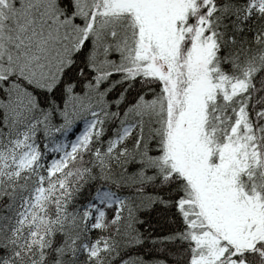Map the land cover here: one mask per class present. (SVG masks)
Instances as JSON below:
<instances>
[{"label":"trees","instance_id":"trees-1","mask_svg":"<svg viewBox=\"0 0 264 264\" xmlns=\"http://www.w3.org/2000/svg\"><path fill=\"white\" fill-rule=\"evenodd\" d=\"M100 1L0 0V264L196 256L193 225L202 219L166 154L163 83L138 63L133 13L104 15ZM193 1L185 24L201 21L214 42L205 118L213 158L226 144L240 147L236 185L264 205V0ZM257 251L243 259L257 264Z\"/></svg>","mask_w":264,"mask_h":264},{"label":"rangeland","instance_id":"rangeland-1","mask_svg":"<svg viewBox=\"0 0 264 264\" xmlns=\"http://www.w3.org/2000/svg\"><path fill=\"white\" fill-rule=\"evenodd\" d=\"M99 7L104 15L133 13L138 27V63L160 79L166 91V154L192 188L202 219L193 225L196 256L192 264H249L243 256L257 251V242L264 241V205L236 185L240 147L226 144L218 160L213 158L205 118L206 101L215 91L211 70L214 42L201 21L194 25L184 22L194 1L101 0ZM95 123V118L87 122L72 153L86 143ZM71 154L53 161L52 170H63ZM37 155V151H29L23 167H30ZM105 196L108 192L102 193ZM257 253V264H264V248Z\"/></svg>","mask_w":264,"mask_h":264}]
</instances>
